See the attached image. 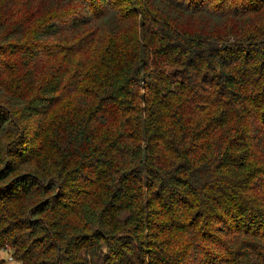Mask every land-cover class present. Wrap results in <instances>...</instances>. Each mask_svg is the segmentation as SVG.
Returning <instances> with one entry per match:
<instances>
[{
	"label": "trees",
	"instance_id": "16d2710c",
	"mask_svg": "<svg viewBox=\"0 0 264 264\" xmlns=\"http://www.w3.org/2000/svg\"><path fill=\"white\" fill-rule=\"evenodd\" d=\"M264 264V0H0V264Z\"/></svg>",
	"mask_w": 264,
	"mask_h": 264
},
{
	"label": "rangeland",
	"instance_id": "374dc122",
	"mask_svg": "<svg viewBox=\"0 0 264 264\" xmlns=\"http://www.w3.org/2000/svg\"><path fill=\"white\" fill-rule=\"evenodd\" d=\"M2 256H4V258L7 260L9 264H19L13 259V256L10 252L3 254Z\"/></svg>",
	"mask_w": 264,
	"mask_h": 264
}]
</instances>
